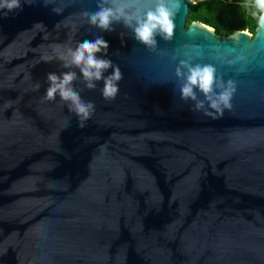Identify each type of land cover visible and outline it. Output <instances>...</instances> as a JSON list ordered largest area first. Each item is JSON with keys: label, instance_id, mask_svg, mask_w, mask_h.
Here are the masks:
<instances>
[{"label": "water", "instance_id": "1", "mask_svg": "<svg viewBox=\"0 0 264 264\" xmlns=\"http://www.w3.org/2000/svg\"><path fill=\"white\" fill-rule=\"evenodd\" d=\"M158 3L174 28L151 47L135 38V18L104 30L85 15L126 5L143 19ZM193 4L0 7V264H264V28L217 36L186 25ZM98 38L108 47L95 56L111 66L88 89L68 49ZM183 65L214 69L213 98L233 81L231 108L213 119L197 87L182 98ZM113 67L122 78L106 101ZM49 72H74L71 87L94 102L83 127L59 96L43 99Z\"/></svg>", "mask_w": 264, "mask_h": 264}, {"label": "clouds", "instance_id": "2", "mask_svg": "<svg viewBox=\"0 0 264 264\" xmlns=\"http://www.w3.org/2000/svg\"><path fill=\"white\" fill-rule=\"evenodd\" d=\"M116 0H113L115 4ZM6 7L8 10L20 7V0H6V3L0 5ZM126 5H119L115 7H101L99 11L94 14H87L89 23L96 25L101 29L109 30V24L113 20L123 19L124 23L131 27L132 20L136 19V27L134 28L135 38L143 44L151 47L155 44L154 33L159 32L165 39H169L173 33V22L171 16L172 11L163 3H158L155 10H149L144 14L143 19L133 17L125 11ZM244 7L251 11V15L255 18L257 25L264 28V0H244ZM59 12L60 9H53ZM107 42L103 39H96L94 42L84 41L79 44L75 51L68 49V57L70 58L71 66L77 67L80 70L84 80L87 82L88 89H94L95 84L93 80L99 81L102 79V71L111 66V62L105 59H97L95 53L101 49H107ZM50 59V58H45ZM65 60L64 67H69V59L61 57ZM188 67L187 65H183ZM176 75L180 76V68H177ZM122 78L118 67H113L112 74L103 78V89L101 91L102 97L106 101L114 100L119 92L117 82ZM76 79L74 72H64L59 76L56 73L49 72L46 75L48 87L46 88L43 99L47 101H55L57 96L61 102L66 103L69 111L75 113L80 126H84V122L90 119L95 110V104L92 101H85L81 98L79 92L75 91L71 85ZM214 69L210 66L201 67L199 65L188 67V75L186 83L181 88L182 98L196 99L193 92V87H197L209 101V108L213 111H205V115L213 119L223 115L224 109L231 108V99L235 92V85L233 81H228L227 85L217 84L216 86L222 88V91L213 98V84ZM36 89L40 88V84L35 85ZM203 102H198L196 108H203ZM222 106V107H221Z\"/></svg>", "mask_w": 264, "mask_h": 264}, {"label": "trees", "instance_id": "3", "mask_svg": "<svg viewBox=\"0 0 264 264\" xmlns=\"http://www.w3.org/2000/svg\"><path fill=\"white\" fill-rule=\"evenodd\" d=\"M192 21L212 27L217 36L236 30H247L253 34L257 27L251 11L244 7V0H194L186 25Z\"/></svg>", "mask_w": 264, "mask_h": 264}]
</instances>
